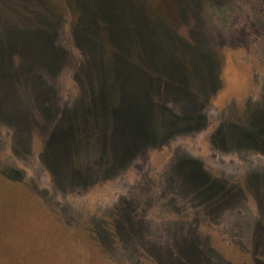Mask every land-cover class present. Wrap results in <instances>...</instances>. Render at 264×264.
Returning <instances> with one entry per match:
<instances>
[{"label": "rangeland", "instance_id": "obj_1", "mask_svg": "<svg viewBox=\"0 0 264 264\" xmlns=\"http://www.w3.org/2000/svg\"><path fill=\"white\" fill-rule=\"evenodd\" d=\"M74 1L0 0V264H264V0Z\"/></svg>", "mask_w": 264, "mask_h": 264}, {"label": "trees", "instance_id": "obj_2", "mask_svg": "<svg viewBox=\"0 0 264 264\" xmlns=\"http://www.w3.org/2000/svg\"><path fill=\"white\" fill-rule=\"evenodd\" d=\"M177 1H179V0H175V2H176V5L179 7H177L179 10H181L182 9V6H179L178 4H177ZM74 4H75V7L79 10V8H80V6H79V4H80V1L79 0H75L74 1ZM81 5V4H80ZM151 17H153V15L151 16ZM150 18V17H149ZM149 21L151 22V23H155L156 22V20L155 19H153L152 20V18L151 19H149ZM146 23H148V22H146ZM99 25V24H98ZM100 25H102V24H100ZM104 25V24H103ZM106 27V26H105ZM163 258H164V256H163ZM194 258V257H193ZM165 259V258H164ZM196 259V258H195ZM195 259H191L192 260V262H194L195 261ZM218 262H220L219 260H214V264H218ZM195 263H197V262H194V264Z\"/></svg>", "mask_w": 264, "mask_h": 264}]
</instances>
